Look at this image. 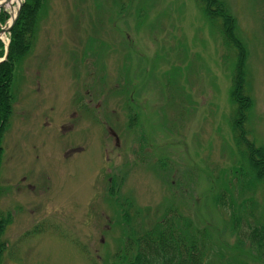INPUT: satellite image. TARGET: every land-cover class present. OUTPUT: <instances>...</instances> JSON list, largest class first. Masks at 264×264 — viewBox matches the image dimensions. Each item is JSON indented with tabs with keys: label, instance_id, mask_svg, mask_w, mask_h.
Listing matches in <instances>:
<instances>
[{
	"label": "rangeland",
	"instance_id": "1",
	"mask_svg": "<svg viewBox=\"0 0 264 264\" xmlns=\"http://www.w3.org/2000/svg\"><path fill=\"white\" fill-rule=\"evenodd\" d=\"M219 1L244 50L248 138L264 146V0ZM235 61L194 0H45L1 141L0 264H117L169 210L206 230L220 264H264L247 237L264 185L232 173Z\"/></svg>",
	"mask_w": 264,
	"mask_h": 264
},
{
	"label": "trees",
	"instance_id": "2",
	"mask_svg": "<svg viewBox=\"0 0 264 264\" xmlns=\"http://www.w3.org/2000/svg\"><path fill=\"white\" fill-rule=\"evenodd\" d=\"M194 1L206 20L219 23L223 44L235 50L236 69L230 77L228 93L229 101L233 105L229 123L231 138L238 161V168L234 167L232 173L243 184L245 191H251L256 186L264 185V146H256L248 138L246 129L251 101L245 94L244 50L236 38L233 20L219 0ZM44 2L45 0H24L8 34L9 43L4 60L0 62V162L3 154L1 141L12 112L13 72L19 60L31 49L35 23ZM5 19V14L1 12L0 23ZM248 202L252 204L251 199ZM233 220L234 223L237 222V218L234 217ZM8 222V216H0V258L4 248L1 236ZM232 225L237 226L232 223L231 228ZM205 232L204 229L194 228L175 210H169L153 227L133 231L127 236L115 260L117 264H220L221 254L214 251V243ZM247 237L250 245L264 257V221L258 226H248Z\"/></svg>",
	"mask_w": 264,
	"mask_h": 264
},
{
	"label": "water",
	"instance_id": "3",
	"mask_svg": "<svg viewBox=\"0 0 264 264\" xmlns=\"http://www.w3.org/2000/svg\"><path fill=\"white\" fill-rule=\"evenodd\" d=\"M10 0H0V13L3 11L4 9V5L7 4ZM15 3H16V10L14 12V15L11 17L10 16V19H9V22L7 24L6 27H3L0 25V36H3L5 34H9L18 14H19V10H20V7L22 5L23 2L19 1V0H15ZM1 41V40H0ZM111 136H115L112 132H110Z\"/></svg>",
	"mask_w": 264,
	"mask_h": 264
},
{
	"label": "bare ground",
	"instance_id": "4",
	"mask_svg": "<svg viewBox=\"0 0 264 264\" xmlns=\"http://www.w3.org/2000/svg\"><path fill=\"white\" fill-rule=\"evenodd\" d=\"M15 2V0H10L7 4L4 5V9L9 8L10 9V13H11V17L14 15L15 9L12 8L13 3ZM1 39V36H0Z\"/></svg>",
	"mask_w": 264,
	"mask_h": 264
}]
</instances>
